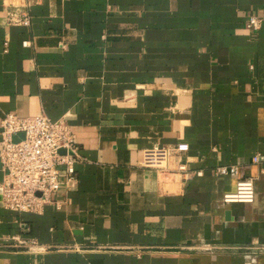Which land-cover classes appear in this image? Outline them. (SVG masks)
<instances>
[{"label": "crops", "instance_id": "crops-1", "mask_svg": "<svg viewBox=\"0 0 264 264\" xmlns=\"http://www.w3.org/2000/svg\"><path fill=\"white\" fill-rule=\"evenodd\" d=\"M7 112L63 118L81 159L41 214L0 205V264H264V0H0Z\"/></svg>", "mask_w": 264, "mask_h": 264}, {"label": "built area", "instance_id": "built-area-1", "mask_svg": "<svg viewBox=\"0 0 264 264\" xmlns=\"http://www.w3.org/2000/svg\"><path fill=\"white\" fill-rule=\"evenodd\" d=\"M21 23L28 24L27 18ZM261 18L249 14L246 29L255 32ZM188 145L178 143L166 154L185 152ZM60 150H63L62 152ZM81 159L79 147L69 125L63 119L52 120L43 113L21 117L7 112L0 118V162L3 177L0 182V205L17 214H41L44 206L52 202V194L70 186L76 177L74 164ZM254 156L252 162L260 163ZM177 168L183 172L201 175V170H186L183 164ZM241 165H217L215 177H236L234 190L223 195V201L251 203L254 200V178L240 176ZM60 208V202H54ZM15 250H32L37 243L32 238L12 236Z\"/></svg>", "mask_w": 264, "mask_h": 264}, {"label": "water", "instance_id": "water-1", "mask_svg": "<svg viewBox=\"0 0 264 264\" xmlns=\"http://www.w3.org/2000/svg\"><path fill=\"white\" fill-rule=\"evenodd\" d=\"M61 152L63 151V150H60Z\"/></svg>", "mask_w": 264, "mask_h": 264}]
</instances>
